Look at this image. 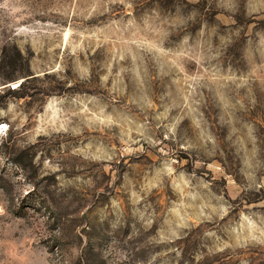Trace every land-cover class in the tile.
I'll return each instance as SVG.
<instances>
[{"label": "rangeland", "instance_id": "374dc122", "mask_svg": "<svg viewBox=\"0 0 264 264\" xmlns=\"http://www.w3.org/2000/svg\"><path fill=\"white\" fill-rule=\"evenodd\" d=\"M0 264H264V0H0Z\"/></svg>", "mask_w": 264, "mask_h": 264}]
</instances>
